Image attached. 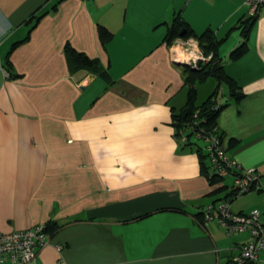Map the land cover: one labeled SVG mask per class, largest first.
Listing matches in <instances>:
<instances>
[{
	"label": "crops",
	"instance_id": "0c3cea01",
	"mask_svg": "<svg viewBox=\"0 0 264 264\" xmlns=\"http://www.w3.org/2000/svg\"><path fill=\"white\" fill-rule=\"evenodd\" d=\"M177 10L196 34L210 29L225 39L218 53L245 96L220 110L217 129L227 155L261 181L227 201L232 213L257 209L264 226V9L249 50L226 61L239 34L221 47L249 15L241 0H0V231L58 225L27 264H226L250 240L248 230L230 232L207 216L232 176L216 174L210 184L197 151L207 154L204 146L183 141L186 130L171 124L186 102L173 48L185 53L192 40L202 53L192 37L163 42ZM44 11L30 30V16ZM98 25L113 34L104 45ZM28 33L9 57L19 74L11 78L4 57ZM67 42L110 79L71 72ZM209 79L196 85L197 104ZM255 264H264V246Z\"/></svg>",
	"mask_w": 264,
	"mask_h": 264
},
{
	"label": "trees",
	"instance_id": "16d2710c",
	"mask_svg": "<svg viewBox=\"0 0 264 264\" xmlns=\"http://www.w3.org/2000/svg\"><path fill=\"white\" fill-rule=\"evenodd\" d=\"M55 7L56 6H53L51 7V9H54ZM263 9L264 3L258 7L257 11L253 15H247L244 16V19L243 17L239 19L235 28L238 31L240 40L238 44L230 51L228 60H237L249 50L248 40L250 31ZM45 14L46 12L44 11L38 16H35V14H32L30 16V21H32L30 30L35 27L41 17ZM181 31L182 35H180ZM97 34L102 45L106 44V42H108L113 37V34L110 32V30H108L105 26L102 25H98ZM189 37L195 38L198 41L202 53L205 56L210 55L211 57L205 61L199 60L195 66V69L186 65L182 67L184 84L183 86L186 89V102L178 111H172L171 124L176 128L177 132L179 130L187 131L184 134L186 136L185 142L190 141L192 137L198 139L195 136V132L190 131V127H193L197 131L203 129L206 133L214 134L218 136L219 139H221L222 134H220L217 129V117L219 115L220 110L228 104V101L240 102L245 95L241 91L240 86L236 83V81L231 76H229L224 70V60L219 55L218 51L220 44L225 39L216 38L213 31L210 29H205L202 33L196 34L182 17L181 10H177L173 13L171 23L166 28V34L163 38V42L166 45H171L176 38L187 39ZM28 38L29 33L21 41L12 43L4 57V67L7 70L9 77L11 78H17L19 77V74L13 71L12 65L9 61V57L14 48H16L19 43L26 41ZM63 51L65 55V60L67 62V67L71 72H75L78 70H87L90 73H93L106 81L110 79L108 71L100 64L97 59L90 58L86 54L75 50L68 42L64 45ZM208 78H213L216 82V86L213 91L202 102L197 104L195 102L197 95L196 85L201 82H204ZM223 86H225L227 89L226 95L228 100L226 102L219 103V90ZM194 122H197V124L195 125ZM197 151L201 154V171L209 178V183L213 184L215 181H217L215 177L216 173H212L210 175L208 174V166L206 159L207 154L203 153L202 147H198ZM222 191H225V188L219 187L215 189L213 193L219 194ZM233 192L234 191L231 187V191L226 193L222 198H219L217 201L211 202V204H214L218 201H227V199H231L234 195ZM57 227L58 225L55 221H49L43 225V232L48 236V234L54 232ZM4 261L9 260L7 258H4L2 260V263ZM9 262L12 263L11 261Z\"/></svg>",
	"mask_w": 264,
	"mask_h": 264
},
{
	"label": "built area",
	"instance_id": "2783aa9c",
	"mask_svg": "<svg viewBox=\"0 0 264 264\" xmlns=\"http://www.w3.org/2000/svg\"><path fill=\"white\" fill-rule=\"evenodd\" d=\"M241 1L247 7L249 15H253L264 3V0ZM185 53L187 56L190 54L188 60L193 66L199 60L209 58L198 51L196 45L191 51L186 50ZM194 124L196 125L197 122ZM190 131L195 132V136L205 143L204 148L214 172L219 176H232L231 187L234 196L260 188L261 181L257 169L254 167L243 168L237 161L230 158L218 136L208 134L203 129L197 131L193 127H190ZM181 138L183 141L186 140L184 135ZM229 207L228 201L225 200L218 203L215 211L212 210V204L205 207L207 216L217 218L218 222L228 231L248 230L250 232V240L242 244L240 252L226 264H255L258 251L264 246V226L260 221V212L253 209L248 213L238 214L232 213ZM46 243L47 235L43 232V225L10 232L0 231V263L4 258H7L13 264H27L35 259L38 249L45 246Z\"/></svg>",
	"mask_w": 264,
	"mask_h": 264
},
{
	"label": "rangeland",
	"instance_id": "374dc122",
	"mask_svg": "<svg viewBox=\"0 0 264 264\" xmlns=\"http://www.w3.org/2000/svg\"><path fill=\"white\" fill-rule=\"evenodd\" d=\"M235 40H239L238 39V31L237 30H233L232 31V33H231V35H230V37L228 38V40L222 45V47H221V53L223 54V48H227L229 45H231V43L232 42H234ZM184 48L185 47H188L189 48V51H191L192 49H193V41L191 40V41H187V42H185L184 43V46H183ZM182 50V49H181ZM190 56V54L188 55V56H186V60H183V61H181V62H183V63H185V65L186 66H189V67H191V68H193V69H195L196 67V65L195 66H193L192 64H191V62L188 60V57ZM223 59H225L224 57H223ZM180 61V60H179ZM205 61V60H204ZM226 61H228V58L226 59ZM198 63V62H197ZM215 84V82H214V79L213 78H211V79H209L208 80V82H205L202 86H199L198 88H199V93H198V97H197V101L199 102V101H201V100H203V99H205L206 98V94L209 92V89L211 88V85H214ZM226 87L225 86H223L222 88H220V90H219V95H218V99H220V96H221V94L223 93V91H225L226 92ZM187 132V131H186ZM193 139H194V137H193ZM192 139V140H193ZM198 143L201 145V146H204L205 147V144L202 142V141H200V140H198Z\"/></svg>",
	"mask_w": 264,
	"mask_h": 264
},
{
	"label": "bare ground",
	"instance_id": "6f19581e",
	"mask_svg": "<svg viewBox=\"0 0 264 264\" xmlns=\"http://www.w3.org/2000/svg\"><path fill=\"white\" fill-rule=\"evenodd\" d=\"M173 56L177 60L183 61V60H185L187 53H183L181 48L179 46H177V47L173 48Z\"/></svg>",
	"mask_w": 264,
	"mask_h": 264
},
{
	"label": "water",
	"instance_id": "95a60500",
	"mask_svg": "<svg viewBox=\"0 0 264 264\" xmlns=\"http://www.w3.org/2000/svg\"><path fill=\"white\" fill-rule=\"evenodd\" d=\"M180 35H182V31L180 32ZM177 61V60H176ZM179 64L181 65H185V63L181 62V61H178Z\"/></svg>",
	"mask_w": 264,
	"mask_h": 264
}]
</instances>
